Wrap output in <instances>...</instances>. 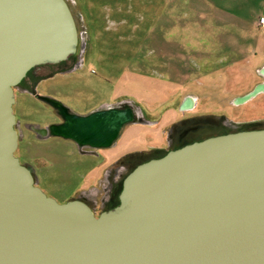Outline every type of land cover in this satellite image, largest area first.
Listing matches in <instances>:
<instances>
[{
  "label": "water",
  "instance_id": "obj_1",
  "mask_svg": "<svg viewBox=\"0 0 264 264\" xmlns=\"http://www.w3.org/2000/svg\"><path fill=\"white\" fill-rule=\"evenodd\" d=\"M79 44L68 0H0V264H264V128L212 135L139 163L120 203L100 214L37 184L16 154L15 87ZM263 91L264 81L235 102ZM38 97L62 117L34 128L39 135L80 146L111 147L137 120L130 105L80 114Z\"/></svg>",
  "mask_w": 264,
  "mask_h": 264
},
{
  "label": "rangeland",
  "instance_id": "obj_2",
  "mask_svg": "<svg viewBox=\"0 0 264 264\" xmlns=\"http://www.w3.org/2000/svg\"><path fill=\"white\" fill-rule=\"evenodd\" d=\"M125 1L128 7L133 6L137 0ZM136 11H139V8L134 6L127 14L126 37L133 39L132 41H103L99 43H94L91 39L92 42L89 41L88 49L97 44L104 56H110L105 59L108 70L104 71L97 61H92L87 62L83 68H78L71 74L69 73L70 77L60 76L56 80L54 79L57 84L68 83L72 84L74 88L80 89L74 99L78 97V103L82 105L79 108H89L98 101L110 100L114 86H116L118 78H121L120 87L122 90L115 103L119 106H132L135 109L137 120L126 125L122 130L121 136L116 141L118 145L115 144L118 149H115V145H113L108 148H99L103 152L101 155L97 156V153L90 155L91 152L96 151V148L80 146L76 142H67L70 139L64 140L65 138L59 136H40L34 128H43L52 123L60 122L61 117L49 103L39 99L37 101L32 100L28 96H24L25 89L31 90L32 83L30 80L26 84H19L15 87L16 103L14 109L17 115L16 127L20 134L16 154L22 163L33 167L37 184L48 195L55 197L60 202L86 197V200L95 207L97 214L105 210L108 205L110 206L108 201L111 196L117 193L121 182L138 163L157 152H167L173 146L175 137L173 139L171 136L172 139H169L170 130L182 117L204 114L206 115L204 120L211 122L210 124L215 123L216 128L204 129L206 132L201 133L202 136L226 130L264 128V91L245 102H235L238 97L250 92L258 83L264 81V73L261 68H259L261 72L257 68L253 69V73L240 74L236 73L238 71L234 67H229L231 64H228L229 66L210 67L211 65H203L201 58H198V60L188 59L191 63L189 73H177V67L181 65L171 63V57H174L172 52H166L159 43L157 54L152 50L155 43L150 41L147 32L150 25L145 22V17L148 18L151 13L149 8L140 10L138 14ZM73 13L84 43L87 27L83 24L80 15L74 11ZM139 16L141 18L138 21L140 22L139 27H131L130 24ZM83 43L76 53L77 59L67 62L69 69L78 64ZM117 55L121 58L117 59ZM156 55L159 57L158 62L151 66V62L153 64L156 61ZM230 60L238 59L232 58ZM114 61L119 67L116 65L111 67ZM166 65H170V71L173 70L172 73H156L154 71L164 70ZM201 66L204 67L201 68ZM62 68L63 66L59 63L44 64L38 66L35 73L45 76L62 70ZM117 68H119V73L115 72ZM123 69L126 70L124 74L121 73ZM145 71L151 72L146 73ZM143 75H151L159 80L170 81L171 84L167 83L166 87L159 85L158 99L147 97L144 91L148 80ZM204 78H207V85L200 83ZM35 96L38 97V95ZM188 97H194V103L191 107L186 108L184 103ZM62 102L66 104L64 101ZM194 105L195 107H193ZM47 106L48 109L52 107L53 111L56 112L55 117L48 116ZM45 120L49 122H43ZM133 135H137V137L133 139L135 137H132ZM68 144L75 145L76 148L73 146L68 148ZM111 148L115 149L114 155L110 151L106 152ZM105 153L106 155L109 154L110 157L108 158ZM131 153L137 154L138 157L133 159L134 156H130ZM103 157L106 158V161L110 160L104 165L101 176L96 179L94 176L97 173L91 175L89 170L97 160L101 161ZM112 183H115V186L111 192ZM96 199H98V206L97 202L95 203Z\"/></svg>",
  "mask_w": 264,
  "mask_h": 264
},
{
  "label": "crops",
  "instance_id": "obj_3",
  "mask_svg": "<svg viewBox=\"0 0 264 264\" xmlns=\"http://www.w3.org/2000/svg\"><path fill=\"white\" fill-rule=\"evenodd\" d=\"M68 2L72 11L80 15L83 24L87 27L83 49L77 61L78 64L71 69L56 72L51 76L40 79L35 86V93L25 89L24 96H28L32 100L37 101L39 99L43 101L35 95L59 98L69 105V108L83 114L100 108L119 106L115 102L122 90L120 77L116 82V86H114L110 100L98 101L89 108H79L82 105L78 103V97L74 99L80 89L74 88L72 84L63 85L54 81L60 76L70 77L69 73L71 74L72 71L78 68H83L87 62L97 61L104 71L108 70L105 59L110 56H104L97 44L88 49L89 41H94V43L132 41L133 39L126 37V25L128 22L127 14L134 6L139 8V11L149 8L151 13L148 18L145 17V22L150 25L147 31L150 41L155 43L152 50L157 54L159 43L166 52H172L174 57H171V63L181 65L177 67V73H189L191 63L188 59L198 60V58H201L203 65H211L210 67L219 65L222 67L231 64L229 67H234L238 71L236 73L240 74L253 73V69L264 67V26L260 21L261 17H264V0H137L133 6L128 7L125 0H68ZM139 11H136V13L138 14ZM140 19L139 16L130 26L139 27L140 22L138 21ZM119 58L121 56L117 55V59ZM158 58L157 56L155 63L152 64L151 62V66L157 64ZM232 58L238 60L231 61ZM116 64L117 62H112L111 67H115ZM170 65H166L164 70L154 71L156 73H172L173 70L170 71ZM116 67H119V65H116ZM203 67L201 66V68ZM118 69L115 72L119 73ZM261 69H259V72H261ZM125 72L126 70L123 69L121 73L124 74ZM143 76L148 80L144 91L147 97L158 99L159 85L166 87L167 83L171 84L170 81L159 80L151 75ZM206 80L207 78H204L200 83L207 85ZM187 84L189 83L187 82ZM46 108L48 109V106ZM47 114L50 117L57 115L52 107L48 109ZM43 122L49 121L45 120ZM132 137L135 139L137 135ZM67 142L74 141L67 140ZM115 144L118 145V142ZM116 145L115 149L117 148ZM72 146L76 148L75 145L68 144V148ZM114 148L106 152L110 151L114 155ZM93 153H97L98 156L103 152L96 149L90 155ZM106 156L110 157L109 154ZM109 160L106 161L105 157L101 161L97 160L89 170L91 175L96 172L97 175L94 177L98 179L101 176V171L104 170V165ZM96 202L98 206V199L95 200Z\"/></svg>",
  "mask_w": 264,
  "mask_h": 264
},
{
  "label": "flooded vegetation",
  "instance_id": "obj_4",
  "mask_svg": "<svg viewBox=\"0 0 264 264\" xmlns=\"http://www.w3.org/2000/svg\"><path fill=\"white\" fill-rule=\"evenodd\" d=\"M81 43H83L82 39H81ZM80 45L81 44H79V47H80ZM77 53H78V51H77ZM35 75H37V73H35ZM193 107H195V105ZM204 116H206V115H204V114H192V115H187V116L182 117L181 119H179L175 123L174 128H172V130H170L169 139H172V138L174 139V137H175V140H174L175 142L173 143V146L170 149H168V151L171 150V149L179 148V147H181V146H183L185 144H188V143H191V142H194V141H197V140L204 139V138L212 136V135L222 134V133H226V132H231L229 130H226V131L216 132L214 134H209V135L202 136V134H204L206 132V131H204V129L216 128L215 123L210 124L211 122H208L207 120H204V118H205ZM61 121H62V117H61ZM171 136H172V138H171ZM158 150H161V149H158ZM131 154L132 155H130V156H132V157L134 156L133 159L138 157L136 153H135L136 155H134V153H131ZM160 156H161L160 152H157L154 155L150 156L149 159L150 158H154V157H160ZM114 186H115V183H112L111 190H110L111 192L114 190ZM82 199L85 200L93 208V210L96 212L95 207L88 200H86V197H82ZM114 199H115V194H113L111 196V199L108 201V204L111 205V203L113 202ZM109 207L110 206L108 205V207L105 210H107ZM102 211H104V210H102ZM96 214H97V212H96Z\"/></svg>",
  "mask_w": 264,
  "mask_h": 264
},
{
  "label": "trees",
  "instance_id": "obj_5",
  "mask_svg": "<svg viewBox=\"0 0 264 264\" xmlns=\"http://www.w3.org/2000/svg\"><path fill=\"white\" fill-rule=\"evenodd\" d=\"M76 60L77 59V55L75 54V55H72L68 60H65V61H62V62H60L59 64L60 65H62L63 66V68H62V70H58V71H55V72H52V73H50V74H48V75H45V76H40V75H35V70L38 68V66L37 67H34V68H32L29 72H28V74H27V76L22 80V82L20 83V84H26V83H28L29 81L28 80H30V82L32 83V86H31V91L33 92V93H35L36 92V90H35V86H36V84H37V82L40 80V79H42V78H44V77H47V76H51V75H53V74H55L56 72H60V71H65V70H68L69 68L67 67V62L69 61V60ZM166 152H162V153H160V155L162 156V155H164ZM130 155H132V154H130ZM128 156V155H127ZM149 159V158H148ZM148 159H146V160H148ZM146 160H144V161H146ZM141 163V162H140ZM139 164V163H138ZM137 164V165H138ZM122 186H123V181L121 182V184H120V186H119V189L117 190V193L115 194V199L113 200V202L111 203V205H110V207L108 208V209H110V208H113V207H115L116 205H118L119 203H120V200H119V194H120V192H121V190H122Z\"/></svg>",
  "mask_w": 264,
  "mask_h": 264
},
{
  "label": "built area",
  "instance_id": "obj_6",
  "mask_svg": "<svg viewBox=\"0 0 264 264\" xmlns=\"http://www.w3.org/2000/svg\"><path fill=\"white\" fill-rule=\"evenodd\" d=\"M260 21H261V24L264 26V17H261Z\"/></svg>",
  "mask_w": 264,
  "mask_h": 264
},
{
  "label": "bare ground",
  "instance_id": "obj_7",
  "mask_svg": "<svg viewBox=\"0 0 264 264\" xmlns=\"http://www.w3.org/2000/svg\"><path fill=\"white\" fill-rule=\"evenodd\" d=\"M192 99H193V98H192ZM191 106H192V105H191ZM191 106H190V107H191Z\"/></svg>",
  "mask_w": 264,
  "mask_h": 264
}]
</instances>
